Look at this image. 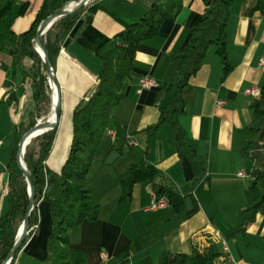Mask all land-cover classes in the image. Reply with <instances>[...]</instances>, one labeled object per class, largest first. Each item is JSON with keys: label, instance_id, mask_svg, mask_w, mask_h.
I'll list each match as a JSON object with an SVG mask.
<instances>
[{"label": "crops", "instance_id": "obj_1", "mask_svg": "<svg viewBox=\"0 0 264 264\" xmlns=\"http://www.w3.org/2000/svg\"><path fill=\"white\" fill-rule=\"evenodd\" d=\"M19 1L24 7L13 25L16 36L31 27L45 0ZM155 1L90 0L85 5L62 42L54 66L61 88V117L46 162L50 169L61 171L73 139L74 110L99 88L98 78L104 67L100 47L128 24L140 20ZM257 3L232 2L226 27L232 70L224 74V65L211 45L200 69L184 88L185 112L178 117L184 131L181 147L170 123H162L152 133L149 128L159 121L161 109L173 104L172 92L164 91L162 85L179 70L180 61L173 55L190 43V30L205 9L203 0H183L179 14L164 19L158 33L138 46L124 89L125 99L113 109L112 119L123 136L147 151V163L162 174L157 182L188 195L196 212L175 231L134 254L131 264L146 257L157 261L164 252L190 254L194 245L208 246L217 233L227 250L216 242L221 254L212 264H264V214L258 213L243 227V211L255 196L250 188L253 163L243 152L255 97L245 90L261 89L264 83V70L259 65L264 59V9L256 8ZM31 65L30 59L20 58L11 49L0 50V217L8 209L14 125H26L34 115L32 80L25 75ZM144 76L154 77L159 86L139 91V80ZM114 142L107 132L88 174L92 193L101 205L99 218L85 220L67 232L70 247L81 251L88 264H106L169 215L168 208H151L155 195L149 181L136 183L132 199L119 204L120 174L131 160L119 154L113 164L105 163ZM36 206L37 230L12 264H49L47 241L54 229L51 205L41 199Z\"/></svg>", "mask_w": 264, "mask_h": 264}, {"label": "trees", "instance_id": "obj_2", "mask_svg": "<svg viewBox=\"0 0 264 264\" xmlns=\"http://www.w3.org/2000/svg\"><path fill=\"white\" fill-rule=\"evenodd\" d=\"M71 0H45L31 27L16 36L13 30L15 20L22 13L24 4L19 0H0V50L11 49L20 58L32 61L25 75L32 80L35 101L34 115L41 112L43 104L50 103L46 64L36 51L35 37L42 21L62 8ZM233 0H203L205 9L200 21L191 30L188 46L179 54V70L174 77L162 85L164 91H171L173 104L161 109L159 121L149 128L152 133L164 122L173 126L177 145L181 147L184 138L178 117L185 112L183 90L189 85L191 76L202 65L208 48L214 45L222 64L224 74L233 68L228 58L226 27L230 18ZM183 0H156L147 8L137 22L128 24L116 36L108 39L99 49L104 67L99 75V88L90 99H83L73 113V139L70 151L60 172L50 169L46 162L49 158L57 135V127L34 138L37 149L26 147L24 160L31 173L34 187V208L29 217V231L17 249L12 261L36 232L38 226L37 203L43 199L50 203L54 229L47 241L49 264H88L85 255L70 247L68 230L77 228L85 220L99 218L101 205L92 193L88 174L92 162L109 128L116 130V139L110 150L127 155L131 162L120 174L121 197L123 205L132 199L136 183L149 181L153 184L157 199L166 198L169 215L148 232L135 238L131 244L106 264H131V257L155 244L160 239L179 228L196 212V207H187L188 195H183L174 186L158 183L161 172L147 163V151L130 145L121 128L112 119V111L124 99V89L131 78L133 62L141 41L156 35L164 19L176 17L182 9ZM85 7V6H84ZM83 8L60 18L44 35L48 56L54 70L60 47L70 30L79 19ZM256 8L264 9V0H258ZM253 120L248 126L249 137L244 147V155L252 161L251 190L254 200L245 207L243 227L252 223L258 213L264 214V83L261 94L252 103ZM30 128L34 125L30 121ZM24 123L14 125V149L8 164L10 172L8 187V209L0 217V264L8 257L17 239L18 230L27 214L30 197L28 185L17 162L19 141L24 135ZM193 201V199H192ZM219 244L210 241L206 247L193 246L190 254L164 252L155 261L146 257L137 264H212L220 256Z\"/></svg>", "mask_w": 264, "mask_h": 264}, {"label": "water", "instance_id": "obj_3", "mask_svg": "<svg viewBox=\"0 0 264 264\" xmlns=\"http://www.w3.org/2000/svg\"><path fill=\"white\" fill-rule=\"evenodd\" d=\"M90 0H73L72 2L75 3L74 7L69 8L68 6L70 4L64 5L62 8L58 9L55 11L53 14L48 16L44 21L41 22L38 30H37V35L35 37L36 41V51L39 53L41 56L42 60L46 64L47 68V73H48V84L51 90V104L53 107V96H54V87L56 89V94H57V103L52 110L55 113V120L53 122L50 121V119L46 121H39L37 124H35L32 128H30L21 138L19 145H18V155H17V162L20 167V169L23 172V175L25 177V180L28 185V193L30 197V202L28 206V211L27 214L23 220L22 224V229L19 228L18 234H17V239L15 241V244L10 251L7 259L2 263V264H10L17 249L20 247L24 239L26 238L28 231H29V217L30 214L34 208V195H35V187L33 183V179L31 176V173L28 169V166L24 160V155L26 151V147L28 144L31 142V140L44 132L54 129L58 126L60 122V117H61V88L59 86L58 80L55 76V72L52 67V63L50 62L49 56H48V51L46 48V44L44 41V35L52 28V26L62 17L72 14L74 12H77L81 8H83ZM38 46L42 50V52L39 51ZM54 86V87H53ZM119 157V154L113 150L110 152L109 156L107 157L105 163L107 165L113 164L114 161ZM187 207L189 210H193V202L189 198L187 199Z\"/></svg>", "mask_w": 264, "mask_h": 264}, {"label": "built area", "instance_id": "obj_4", "mask_svg": "<svg viewBox=\"0 0 264 264\" xmlns=\"http://www.w3.org/2000/svg\"><path fill=\"white\" fill-rule=\"evenodd\" d=\"M259 65L260 67L264 70V59H261L260 62H259ZM159 86V83L157 81V79H155L154 77L152 76H144V77H141L140 80H139V88L138 90L139 91H142L144 89H152V88H156ZM245 93L248 94V95H252L254 96L255 98L256 97H259L260 94H261V89L259 88H256V87H251V88H248L245 90ZM222 102H220L219 104H221ZM108 134L112 136V138L115 140L116 139V130L113 129V128H109L108 129ZM129 144L130 145H134V146H137V143L134 142V141H129ZM2 145V141H0V146ZM239 175L241 176H244V173L243 172H239ZM253 178V177H252ZM151 208L152 209H156V208H168V202L166 200V198H161V199H157L155 196H154V199H153V203L151 205ZM37 226L31 228L30 230H34L36 229ZM219 234H215V239L214 241L215 242H221L224 249L227 250V247H226V244L224 241H221L219 239Z\"/></svg>", "mask_w": 264, "mask_h": 264}, {"label": "rangeland", "instance_id": "obj_5", "mask_svg": "<svg viewBox=\"0 0 264 264\" xmlns=\"http://www.w3.org/2000/svg\"><path fill=\"white\" fill-rule=\"evenodd\" d=\"M73 0H71L70 2H68V3H66V4H70L71 2H72ZM65 4V5H66ZM49 92H50V95H51V90H50V87H49ZM51 106H52V104H51V102L50 103H45V104H43V106H42V108H41V112L39 113V114H35V115H32L31 116V119L29 120V122L24 126V132L26 131H28L29 129H30V121H32V123H33V125H35V124H37L39 121H46V120H48L49 119V117H50V114H51V112H52V109H51ZM25 132V133H26ZM24 133V134H25ZM23 136V135H22ZM105 137H106V135H105ZM22 138V137H21ZM21 140V139H20ZM34 139H32L31 140V142L29 143V144H31V146H30V149L31 150H36L37 149V147H36V145H37V142H32ZM20 142V141H19ZM28 144V145H29Z\"/></svg>", "mask_w": 264, "mask_h": 264}, {"label": "bare ground", "instance_id": "obj_6", "mask_svg": "<svg viewBox=\"0 0 264 264\" xmlns=\"http://www.w3.org/2000/svg\"><path fill=\"white\" fill-rule=\"evenodd\" d=\"M74 5H75V3L71 2L70 5H69L68 7H69V8H72V7H74ZM38 49H39L40 52H42V50L40 49L39 46H38ZM53 87H54V86H53ZM53 89H54V96H53V107H52V108H54L55 105H56V103H57L56 89H55V87H54ZM51 114H52V116L50 117V121L53 122V121L55 120V113H54L53 110H52ZM33 139H34V138H33ZM22 224H23V223H22ZM22 224H21V226H20L21 229H22Z\"/></svg>", "mask_w": 264, "mask_h": 264}]
</instances>
